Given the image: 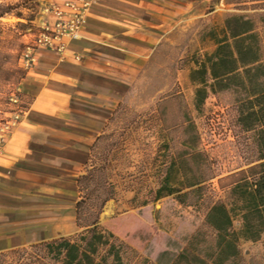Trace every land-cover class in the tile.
Instances as JSON below:
<instances>
[{
	"label": "rangeland",
	"instance_id": "1",
	"mask_svg": "<svg viewBox=\"0 0 264 264\" xmlns=\"http://www.w3.org/2000/svg\"><path fill=\"white\" fill-rule=\"evenodd\" d=\"M63 2L0 0L12 7L0 17L4 139L31 102L19 89L29 68L26 47L55 20L52 5ZM189 6L95 142L83 172L92 168L94 180L87 188L78 184V195H112L98 227L123 264H203L213 250L206 215L217 201L228 204L237 230L240 256L230 264H264V223L259 235L246 236L242 206L232 200L241 170L263 160L264 0H190ZM94 209L89 200L82 210L88 217ZM252 222H259L255 214ZM83 228L67 237L79 241ZM0 264L66 262L38 242L0 252Z\"/></svg>",
	"mask_w": 264,
	"mask_h": 264
},
{
	"label": "crops",
	"instance_id": "2",
	"mask_svg": "<svg viewBox=\"0 0 264 264\" xmlns=\"http://www.w3.org/2000/svg\"><path fill=\"white\" fill-rule=\"evenodd\" d=\"M190 0H92L79 36L39 47L31 95L0 149V252L77 232L78 178Z\"/></svg>",
	"mask_w": 264,
	"mask_h": 264
},
{
	"label": "trees",
	"instance_id": "3",
	"mask_svg": "<svg viewBox=\"0 0 264 264\" xmlns=\"http://www.w3.org/2000/svg\"><path fill=\"white\" fill-rule=\"evenodd\" d=\"M2 11L0 17L12 13L11 5L0 6ZM15 15L23 19V14L17 12ZM23 25V22H18ZM260 158L263 159L258 164L250 166L247 170H241V177L238 179L235 189H233V198L235 204H240L243 210V233L248 237H255L261 232V228H257L259 224L264 223V149L261 150ZM262 168L261 171H256ZM249 171L251 174H248ZM95 171L87 170L78 178V184L87 188L91 181L94 180ZM97 186H105V182H98ZM239 189V191L237 190ZM112 197L111 194L105 196L97 195H81L77 201V224L84 227L78 235L79 241L71 237L60 236L50 241L39 242L49 249L56 258L63 257L66 264H123L119 250H116L115 242H109V237L99 230L98 222L104 204ZM93 200L95 209L85 217L83 208L85 204ZM206 215L205 224L212 230V253L207 254L203 260V264H230L235 262L239 256V245L237 230L233 226L231 209L224 201L214 203ZM256 215L258 224L252 222V216ZM85 217V218H84ZM109 236L114 240L117 238L110 233ZM107 237V238H106ZM104 245L106 254L99 259L95 256L99 248ZM113 257V260L108 259Z\"/></svg>",
	"mask_w": 264,
	"mask_h": 264
},
{
	"label": "built area",
	"instance_id": "4",
	"mask_svg": "<svg viewBox=\"0 0 264 264\" xmlns=\"http://www.w3.org/2000/svg\"><path fill=\"white\" fill-rule=\"evenodd\" d=\"M91 2L92 0H64L62 5H52L55 20L45 23L33 36L32 44L27 45L23 54L26 67L35 62V51L39 47L62 50L66 39L79 36ZM5 141L0 137V149Z\"/></svg>",
	"mask_w": 264,
	"mask_h": 264
}]
</instances>
